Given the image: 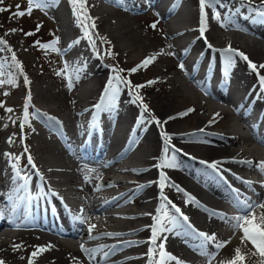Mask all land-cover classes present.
Segmentation results:
<instances>
[{
    "label": "bare ground",
    "instance_id": "bare-ground-1",
    "mask_svg": "<svg viewBox=\"0 0 264 264\" xmlns=\"http://www.w3.org/2000/svg\"><path fill=\"white\" fill-rule=\"evenodd\" d=\"M102 1L131 13L141 7L153 8L156 2L153 9L159 16L160 23L163 24L165 28L164 37L159 39V43L165 46L164 48H166V51L168 50L170 52L172 61L166 65H162L160 69L148 70L147 67L151 66L149 65L144 68V71L148 76L168 72L171 69L181 71L182 74H178L173 80L165 81L164 78L157 80L162 83L161 85L170 82L175 88V93L180 99L177 108L174 111L176 107L174 105L175 100L173 97L169 96L170 92L168 91H166V98L169 97L170 101L168 102L172 103H168L169 107L167 110L164 103L152 105L149 99L143 98V103L148 105L149 113L161 122L167 121V123H164L162 128L157 126L154 121L151 123L138 124L137 120L142 109L139 104L132 103L131 97H128L121 90L119 94L121 99L118 100L117 98V109L115 111L97 112L93 106L99 103L105 85L112 74L108 71V77L106 76L108 68L101 63L99 57L95 56V54L90 61L93 64V70L91 66H85L86 62L81 64L82 62L80 63L71 53V56L65 57L64 55L67 63V72L77 74V70L82 69L79 73L80 78H84L82 81L89 79L92 84L90 87H80V93H78L82 97L81 100L78 99L79 97L76 95L70 94V96H66L65 100L67 101V106H63L65 107L64 109L58 111L52 107L50 110L51 113L49 118L51 119H48L49 121H45L44 123L46 125L48 124V135L52 136L53 134L51 132H53L57 138L44 134L37 124H30V128L35 131L33 134L39 139V142L43 144L41 151L44 150L47 152V155H45L44 158H38L34 152L28 154L27 157L31 155L35 167L25 162V169L23 170V168H21V174L29 178L27 191L34 190L36 187L44 185L48 190L50 199L55 202L59 209L61 208L60 204L55 201L54 196H56L61 203H63L64 200H79V196H84L85 199H82V204L87 206V211L81 218L86 222L81 223L79 221L75 225L76 228L72 234L61 237L60 240H54L50 236V232L32 231L28 226L19 225L17 226V230H14L15 227L13 226L19 221L21 215L47 216L48 211L46 208L40 207L39 205L34 207L32 204L33 202L30 206L27 205L22 196L24 194H29L32 197H36L37 194L35 191L27 193V191L22 188L17 191L18 186L22 185L23 181H14L12 164H9L6 170H3L1 167V164H3L1 157L6 153L8 144V139H3L0 141V213H3V221L0 225V262H2V264H29L31 260L32 264H101L103 261H109L108 264H140L141 258H144L146 255V250L151 247L149 243L152 234L150 226L154 224L153 216L158 214L157 209L160 208L162 204L160 200L159 179L160 173L163 172L168 177L165 184L174 183L179 185L186 193L195 197L198 202L201 201L204 205L203 207L195 205L197 210L203 212L202 214L208 213L213 223L207 224L204 218L202 220H197L198 215L194 210L190 209V205L194 204H186V197L183 193L177 192V195H182V197H178L176 194H172L164 189L163 194L168 200L180 207L181 211L189 217L191 225L198 231L208 234H213L214 232L217 242H225L224 246L220 249L214 246L211 252L212 259H208L205 264H209V261H211V264H227V262L234 259L235 249L238 247L241 248L242 254H248L246 255L247 258L244 264H260L261 259L264 258H261L258 254L256 256L250 255L255 249H253L250 243H247L246 246L245 244H241L242 233L240 231L234 233L229 229V226L221 227V221L223 220L211 215L212 212H221L225 214V217H234L241 213L238 209H235L236 213L233 215V211L230 208H227L225 212L222 209L223 201L213 198L203 191V187L207 191H211L209 184L204 181L203 176L194 177L192 169H203L204 172H212L205 165L199 163V161L222 162L218 165L221 170L220 173L239 185H244L245 181H247L246 178L254 176L253 173H261L259 165L261 162H264V152L259 147L261 145L256 146L251 144L248 138L242 134V131L237 128L239 123H234L232 129L229 130L230 128L228 126L223 127L219 119H221L223 114L232 115L236 113L237 104L240 106L244 103H248L249 106L264 107L262 106L263 104L261 105V101L255 98L258 95H262L264 100L263 94L260 89H251V86H246L243 87L246 88L245 90L238 92V98L240 100H231L230 103V101L227 102L229 99H226V97L222 95H217L216 92L227 90L230 91L232 95L237 94V91H231L227 88L228 76H225V72L227 71V73H229L230 70L225 65V50L228 49L229 46L233 50L244 53L248 58L245 60L238 55H234L233 57L240 66V71L235 64H232L230 67V69H234L233 73L237 76V81L245 82L246 79H254L256 76L259 78L260 75H264V69L259 68V65L264 64V45L261 46L262 43L254 39L248 40L243 37L235 27L232 28V31L227 25L229 21L227 13L241 11L250 6L264 11V4H262L261 0H222V3L226 6L224 7L225 15L220 21L216 19H210L211 21L208 20L207 30L204 33V37H201L199 31V0H191L192 2L189 4L184 3L182 5V0ZM99 3L102 6H98V8L108 14L111 13L110 6H105L100 0ZM88 4L93 3L88 0ZM216 8H219V5H217ZM255 9L252 10L255 11ZM205 11H208L207 8ZM58 12L51 17L54 16L56 19L58 16V18L62 20L65 13ZM168 19L170 20L168 21ZM187 23L193 26L189 29H185ZM221 23H224L226 27H221ZM123 26L127 31V26ZM121 29L123 30V27H121ZM186 32L197 36V38L187 41V39L184 38ZM103 35H100V40L104 44L103 50L107 51V54L110 52L111 55L116 58L117 65L119 67L122 66L125 72L137 67L144 60L139 57L136 58V60L122 63L121 57L131 52L128 53L127 51L130 46L120 48L122 49L120 55H115L116 52L113 51V47L110 48L111 38L107 35ZM126 38L127 37H124V39ZM59 39L58 48L61 47L60 50H63L65 54L69 53L71 50L70 45L73 41H69L62 36L59 37ZM130 39L132 40V37L128 40ZM242 39L246 42L245 44L244 42L238 41ZM195 42L201 44L202 47L201 52L198 54L199 56L195 58L197 55V52H195V56L193 55L192 58L182 62V59L185 57L184 53H186V48L192 46L191 44ZM247 42H249V44H247ZM125 44L123 43V45ZM209 44L211 47L208 46ZM144 46L146 47V44ZM142 52H144V50ZM181 52L183 54L180 55ZM107 54L105 52V55ZM19 60L21 64L24 65L26 60L23 58ZM249 61L257 66L259 75L257 72L250 69ZM181 62L184 64V70H181L179 67ZM199 62L205 65V69L203 71L201 70L200 80L197 77L196 71ZM211 77L213 86L210 89L211 91H209L203 84L207 82V80L209 82ZM194 79L197 81H194ZM83 84L85 85V83ZM197 89L200 92H198ZM99 90V94L94 97ZM55 92L45 91L40 99L47 101L55 100L57 96ZM201 92L204 93L207 98L202 96ZM132 93L134 94V92ZM210 94L215 101L209 99ZM121 100H123V102H121ZM220 101H222L223 104H220ZM124 105L129 109H135V114L131 116V118L122 114L124 113ZM189 109H193L194 111L189 112ZM186 112H193L187 117L188 119L185 120L193 121L190 125L188 124V126L179 124L182 118L179 114ZM112 113H120L121 118L119 123H115L111 127L110 131L112 137L108 141L106 137H109V127L104 121L109 114ZM54 116H56V118ZM94 116L96 120H93ZM145 117L147 119V113H145ZM169 117L176 118L169 119ZM58 125L65 128V132H59V135L57 134V130L61 131V129L58 128ZM210 127H213L217 131L210 130ZM93 128L99 129L107 142L105 148L98 151L94 159L103 160L100 163L99 172L96 174L97 178L95 179L93 177L92 179V186L94 189L86 192L85 184L80 180L81 177L79 173L80 169H84V167L79 164L85 157L82 152H76V145L78 146L80 141L79 138H81L80 136L82 133H87ZM201 129L204 130L202 133L200 132ZM161 131L168 133L172 137L170 143L174 145L175 148L182 150L180 153H177L179 167L176 169H161L155 167V165L159 163V158L162 155L163 141ZM201 135H205V137L208 138L197 140L196 138L199 139ZM252 139L256 141L254 138ZM29 141L31 142L30 136L27 138V142ZM239 142L243 144L246 143V145L236 146ZM133 145L134 147L138 145V148H136L134 154H130L129 148ZM233 146L235 147L232 148ZM15 150L14 153L16 157L22 158L25 154L23 151ZM65 151H68L70 156L64 154ZM185 153L188 155H185ZM171 154L170 152L169 155ZM189 157H194L195 159H190ZM205 158H207V160H205ZM246 162L252 163L249 164ZM143 163H150L152 165L141 166ZM18 164H20L19 161ZM241 169H246L247 173L239 174ZM37 172L39 175H37ZM41 177H43V179H41ZM151 179L154 180L150 182ZM61 185H68V187L61 188ZM109 185L110 187L115 186V189L118 188L120 192H104V190L98 189L99 187L105 188ZM32 186H35V188H30ZM141 186L144 187L141 188ZM69 187H73L72 192L69 191ZM147 187L150 188L149 193L139 197V193ZM152 190H154V193L151 192ZM260 190L264 191V183ZM130 193H133V195L130 196ZM259 193L261 192L259 191ZM9 197H11V199H9ZM121 199V204L115 205L117 201ZM262 204H264V202ZM132 206L134 209L131 208ZM165 207L170 210V206L165 204ZM112 208L116 209L115 212H110ZM137 208L140 210L142 209V211H137ZM205 209H207V211ZM73 212L77 214L75 208H73ZM160 214L162 215V212ZM254 214L257 217L264 215V207L256 208ZM62 224L67 225V221H62ZM90 225L96 226L91 233H89L88 230ZM56 227L57 226L51 227L50 231H54L52 229ZM128 227L131 229L126 230ZM111 229L118 230V232L108 231ZM170 234L171 232L163 233L161 239L157 241V244L163 242L164 250L179 260L183 255L179 256L176 254V246L172 245ZM114 236L121 238L137 237V239L110 244L109 240ZM165 237L166 239H164ZM199 240L201 241V239ZM229 241H231V243H229ZM86 244L89 245L91 249H105V252H109L110 254L107 258H104L103 254L96 255L95 259L85 263L82 261V258H86V255L81 251V246L83 245V247L86 248ZM38 248H43L45 250L38 252ZM187 248L191 251V254L205 256L204 253L200 251L199 246L191 245L187 246ZM120 251L123 252L121 255L119 254ZM224 251H226L227 260L226 263H221L223 257L222 253ZM33 252H38V254L33 257ZM158 253L159 249L157 248L152 258V264H156V262L159 261ZM183 264L188 263L183 262ZM191 264L199 263L191 262Z\"/></svg>",
    "mask_w": 264,
    "mask_h": 264
},
{
    "label": "rangeland",
    "instance_id": "rangeland-1",
    "mask_svg": "<svg viewBox=\"0 0 264 264\" xmlns=\"http://www.w3.org/2000/svg\"><path fill=\"white\" fill-rule=\"evenodd\" d=\"M90 1L93 4H88V0L87 1L85 0V7L87 10L88 16L91 17V20L87 21L88 24L91 25L93 22L95 24L94 29L89 27V31L92 33V39H94L96 41L95 50L93 49L92 46L89 45L88 39L84 36V30L82 29V27L79 26V23H78L76 17L74 16L73 5L69 2V0H45L46 5L48 7L46 6L44 10L33 8L31 15H25L23 17H14L13 13H15L17 11H26L28 9V6H29L28 0H3V3L0 4V8L6 9L5 11L0 12V38L5 40L7 43V47L12 50L11 52L8 51L7 49L0 51V63H4L5 73H6L5 76L3 77V79L7 80V79H9V77H11L12 79L15 80V86H12V85L7 84V83L0 85V105H2V106H0V141L3 139H6V140L8 139L6 153L11 154L12 157H16V154L14 153L15 149H16L15 151L19 150V151L25 152V154L22 156V158L19 159V162L21 160H23V161L28 163L27 155L30 153H33V152L36 154V157H38V158H44V156L47 155L46 154L47 152H45L44 150L41 151V147L43 146V144H41V142H39V139H37L35 137V135L33 134L35 132L34 129L30 128V126H28V125H25L23 129H21V127H20V124L23 120V112H24V106L26 103V97L28 96L29 91L31 93L30 106L28 109L29 113H30L29 124H31V123L37 124L38 126H40V128L42 129L44 134L48 135V133H49V130L47 128L48 124L46 125L44 122L49 121L48 119L50 117V113H51L50 110L52 109V107H53V109L58 110V111H60V109H64L67 106V101L65 100L66 96H70V94L76 95L77 97H79L78 99L81 100L82 97L79 94L80 93V87L81 86H84V87L89 86L90 87L92 84L89 81V79L82 81L84 78H79V80L77 81L75 79L76 74L67 72V66H66L67 63L65 61V57L71 56V54L73 56H75V58L80 63L82 62L81 64L86 62L85 66H91L92 70H93V64L90 61L93 59V55L95 54V56L99 57L101 63L104 64L108 68L107 72H106L107 75L105 74L107 77H108V71L113 76V74L115 75V73L112 71V69H114V68L115 69H123V71L120 72V75L122 77L130 80L132 84L134 83L133 85H145V87H142V88L138 89L137 91H138L139 95H141L143 98L149 99V101L152 105L164 103V105L166 106L165 108L167 110L169 107L168 103H172V102H168V101H170L169 100L170 98L169 97L166 98V91L170 92L169 96L173 97L175 100L174 105L176 107H175L174 111L177 108L178 101L180 99L177 96V94L175 93V88L170 84V82H168V84L161 85L162 83L160 81H157V80L158 79L161 80L163 78L165 81L166 80L167 81L173 80L175 77H177L178 74L179 75L182 74L181 71H178L177 69H176V71L174 69H171L168 72L159 73L157 75L152 74L151 76H148L146 74V72L144 71V68H140L135 73H130L129 71L125 72V70L122 66L119 67L117 65L116 60H115L116 58L112 55L107 54V51L103 50L104 44L100 40V35H103V34L110 37L111 38L110 39V41H111L110 42V48L113 47L112 48L113 51L116 52L115 55H117V54L120 55V53L122 51V49H120V48L130 46L129 47L130 50L128 49L127 51H128V53L130 51L131 52L128 55L121 57L122 63L130 61V60H136V58H139V57H141V59H145L146 57H155L153 62L151 64H149L151 66L148 65L149 66V67H147L148 70L149 69H160L162 67V65H166V64L170 63L172 61L171 60L172 56L170 55V52L168 50L166 51V48H164L165 46L161 45L159 43V39L164 37L165 28H164L163 24L160 23V20L154 16V13H153L154 9L153 8L155 7L156 2L154 3L153 8L146 7L145 12L134 14L133 12L131 13L129 11L119 9L113 5L107 4L104 1L100 0V2L105 4V6H110L111 13L108 14V13L102 11L100 8H98V6H102L99 3V0H90ZM190 2H192V1L191 0H184L183 4L184 3L189 4ZM224 7H226V6H224ZM224 7L219 6V8H217V10L221 13V18L225 15V11H224L225 8ZM207 10L208 11H206V12L208 13V17H209L207 19V22H208V20L211 21L214 18H213V10L210 8H207ZM58 11L60 13L61 12L65 13L62 20H61V18L59 19L58 16L56 19L54 16L51 17L53 14H56V12H58ZM167 18H170V17H167ZM169 20L170 19H168V21ZM153 24H156L155 28L151 27V25H153ZM37 25H40L39 30H37ZM123 25L127 26V28H128L127 31L124 29L125 27ZM192 26L193 25H191L190 23H187V25H185V29H189ZM121 27H123V30L121 29ZM12 29H17V31L13 34V33H11ZM25 32H31V33H34V35H32V38H29V37L25 36V34H24ZM108 32H109V34H108ZM110 35H112V36H110ZM60 36L67 38L69 41L72 40L73 42L71 45H74V42L77 40H79V44H75L74 46H72L70 52L67 54H65V52L63 50H60L61 47L58 48V42L56 43V48L59 51H52V52H51V50L41 49L38 45H35L36 41H39L40 44H49V43L56 42V41L60 40L59 39ZM124 37H127V38L124 39ZM131 37H132V40L131 39L128 40ZM114 38H115V40H114ZM184 38H186L187 41L188 40H195L197 38V36L191 35L190 33L188 34V32H186V34L184 35ZM180 39H182V38H180ZM29 40H31V42ZM187 41H186V43H187ZM238 41H240L242 43L244 42V44L246 43L245 41H243V39L238 40ZM249 42H251V41H249ZM249 42H247V44H249ZM123 43L124 44L126 43V44L123 45ZM259 43H262L261 46L264 45V42H259ZM145 44H146V47L144 46ZM148 44H149V46H148ZM191 45L192 46L186 48V53H184L185 57L182 59V62H184L185 60H188L189 58H192L193 55L195 56V52H197V55L195 56V58H197V56H199L198 54L201 52V49H202L201 44H199L198 42L197 43L195 42ZM0 47H2V46H0ZM143 50H144V52H142ZM13 52L15 53L16 58L19 62H20L19 59H22V58L24 60H26L24 65H22L20 62V64L22 65V68H23V74H21V72L18 69L14 68L12 66L11 56H12ZM105 52L107 55H105ZM150 53H151V55H150ZM181 54H183V53L181 52L180 55ZM64 55H65V57H64ZM146 55H148V56H146ZM235 60L236 59L234 58L233 61L235 63L233 62V65L235 64V66L238 67V69L240 71V68H239L240 66L237 63V60L236 61ZM197 65H198L197 70H196L197 71V77L200 80L201 79V70L203 71L205 69V65H203L201 62H199ZM229 70L230 71L227 74V76H228L227 77V82H228L227 88H229L231 91L232 90L235 92L237 91V94L231 95V97H232L231 100H235V99H233V98H235V95L238 96L239 95L238 92L246 89L243 87H246V86L250 87L251 86L250 87L251 89H260L258 76H256L254 79L248 77L250 79H246V80L244 79L245 82L244 81L239 82L236 79L237 76L234 75V73H233L234 69L229 68ZM24 76L28 77V80L30 81L29 84H25ZM69 78H71L72 84H73L71 89L68 87ZM153 78H154V80H153ZM149 81H152L153 83H151V85H150V84H148ZM194 81H197V80L194 79ZM157 82H158V84H157ZM207 82H208V80H207ZM207 82H205L203 85L206 86ZM83 83H85V85ZM201 86H202V84H201ZM121 90L128 97H131V99L133 100V98L136 94L135 92L133 94L132 92H130V90L128 88H124V87H122ZM45 91L55 92L57 95L56 99L51 100V101L40 99V98H42V95ZM57 91H58V93H57ZM99 92H100V90L94 95V97L96 95H98ZM198 92H200V91L198 90ZM5 93H7V95H5ZM261 93L264 96V92H261ZM201 94H202V96H205L207 98V96L204 95V93L201 92ZM255 98H257L261 101V105L262 104L264 105V100H263L262 95H258ZM120 99H121V96L118 97V100H120ZM209 99L212 101H215V99L212 97L211 94H210ZM45 101H47V102H45ZM121 102H123V100H121ZM136 104H139V102H137ZM220 104H223V102L220 101ZM63 106H65V107H63ZM8 108L13 109V111L12 112L6 111V109H8ZM192 113L193 112L188 113L187 115L181 116L182 118L179 121L180 122L179 124H181V125L183 124L186 126H188V124L190 125V123L193 121L192 120L185 121V120L188 119L187 117L190 116ZM122 114H125L126 116L131 118V116H133L135 114V109H133V108L129 109V108H127V106L124 105V113H122ZM116 115H120V113H118ZM223 115L221 116L222 120L219 119V122L223 125V127L228 126L230 129L229 128H227V129L231 130L234 123H236V124L239 123L237 125V128L242 131V134L248 135V136L251 135L252 130L251 129L248 130L247 128L244 127V125L241 122L238 121L239 119H238L236 113H233V115H230V114H223ZM54 117L56 118V116H54ZM229 123H232V124H229ZM58 128L61 129V131L57 130L58 135H59V132L60 133L65 132L64 127L58 125ZM210 130L217 131L213 127H210ZM51 133L53 134L52 135L53 138H57V136H55V134L53 132H51ZM28 136H30L31 142L30 141L27 142ZM48 136L52 137L51 135H48ZM10 138L12 140V143H9ZM107 138H108L107 140L109 141L110 137H107ZM206 138H208V137H205V135H201L199 137V139L198 138H196V139L201 140V139H206ZM239 143L236 144V146H245L246 145V143H244V144L242 142H239ZM234 147L235 146H233L232 148H234ZM25 148H27V151H25ZM136 148H138V145H137V147H134V145L130 146L129 153L134 154L136 152ZM5 154H3V156L1 155L2 156L1 160H3V164H1V167L3 168V170H6V167H8L9 164L16 163L14 160L9 159ZM64 154L70 156L68 151H65ZM199 160H201V159H199ZM205 160H207V158H205ZM82 161H86V159L84 158L81 160V162ZM101 161H103V160H94V162L97 166L92 170V174L91 175L88 174L85 177L83 175V179L80 178V180H82V182L85 184V189H86L85 191L86 192L94 189L92 186V179H93V177L95 179L97 178L96 174L99 172L98 170L100 169ZM143 165L146 166V165H152V164H150V163L141 164V166H143ZM21 168H23V170H24L25 166H21ZM81 171H82V169H80V172ZM246 173H247L246 169H241V171L239 172V174H246ZM261 173H263V175H264V172L261 171ZM101 176H102V174H101ZM129 179H131V178H129ZM153 180L154 179H151L150 182ZM165 185H166L164 188L165 190H168L172 194H176V196H178V197H180V196L182 197V195H177V191L174 188L168 186L169 185L168 183ZM109 187H110V185L105 187V188L99 187L98 189L104 190V192H109V191H114V189L116 188L115 186H111L110 188ZM149 190H150V188H148V187L143 189L139 193V197L144 196L147 193H149ZM151 192L154 193V190H152ZM132 195H133V193H130V196H132ZM121 202H122V199L117 201V203L115 205H120ZM153 204H155V203H153ZM115 205H113V206H115ZM131 208L134 209L133 206ZM190 209L194 210L195 213L198 215L197 220H202L204 218L201 215L203 212L197 210L195 205H190ZM115 210H116L115 208H112L110 210V212H115ZM123 210H127V209H123ZM138 210L142 211V209L140 210L137 208V211ZM151 213H153V212H151ZM221 222H223L221 224V227L229 226V229L231 231H233L232 227L230 226V224L228 222H226L225 220H223ZM198 223H201V222H198ZM127 229H131V228L128 227ZM108 231H110V230H108ZM236 232H238V231H235L234 233H236ZM134 238L137 239V237H134ZM128 239L129 238H124V239H122V241H124V240L128 241ZM229 243H231V241H229ZM122 253L123 252L120 251L119 254L121 255ZM224 253H225V255H224ZM222 255H223V257L221 259V263H226V260H227L226 251H224L222 253ZM204 257L203 256H201V257H188V256H186L185 260L191 261V262H197ZM234 257L235 256H233V258ZM199 258H201V259H199ZM246 258H247V256L245 255V259ZM196 259H197V261H196ZM173 261L176 264V261L175 260H173ZM203 261H204V259H203ZM141 263L142 262L140 261V264ZM227 264H228V262H227Z\"/></svg>",
    "mask_w": 264,
    "mask_h": 264
},
{
    "label": "snow or ice",
    "instance_id": "snow-or-ice-1",
    "mask_svg": "<svg viewBox=\"0 0 264 264\" xmlns=\"http://www.w3.org/2000/svg\"><path fill=\"white\" fill-rule=\"evenodd\" d=\"M69 2L73 5V14L76 17L79 26L82 27V29L84 30V36L88 39L89 45L93 47V49L95 50V44L96 41L94 39H92V33L89 31V27L91 28H95V24L94 22L89 25L87 23L88 20H91V17L88 16L87 14V10L85 7V0H69ZM262 4H264V0H261ZM3 3V0H0V4ZM28 9L26 11H17L15 13H13L14 17H23L25 15H31V12L33 10V8H37V9H41L44 10L46 7L45 4V0H28ZM219 5L221 7H224L225 5L222 3V0H199V7H200V33H201V37H204V33L207 30V19H208V13L205 11L206 8H211L213 10V18L216 19L217 21L221 20V13L217 10L216 6ZM19 7V6H18ZM6 9L4 8H0V12L5 11ZM257 11V15L264 20V11H259V10H255ZM40 25H37V30H39ZM151 27L155 28L156 24L151 25ZM221 27H226V25L224 23H221ZM17 31V29H12L11 33H15ZM26 36L28 35H34V33H25ZM56 42L53 43H49V44H40L39 41L35 42V45H38L41 49H45V50H51V51H59L56 48ZM75 44H79V40L74 42ZM34 45V46H35ZM74 45H70V47L74 46ZM0 51H3L5 49H7L8 51H12L10 48L7 47V43L5 40H3L2 38H0ZM209 47H211V45H208ZM226 55H225V65L227 68H230L233 64V57L234 55H238L240 56L242 59L247 60V56L242 53L239 52L238 50H233L231 49V47L229 46L228 49L225 50ZM109 55H111V53H108ZM155 59V57H146L140 65H138L137 67H134L132 69L129 70L130 73H135L137 72L140 68H146L149 64H151L153 62V60ZM11 62H12V66L16 69H18L21 74H23V68L22 65L20 64V62L17 60L15 53H12L11 56ZM179 67L181 68V70H184V64L181 62L179 64ZM249 67L252 71L257 72V74L259 75L257 66L252 63L251 61H249ZM259 68L264 69V64L259 65ZM82 71V69H78L77 70V74L75 76V79L78 81L80 76L79 73ZM112 71L115 73V75L110 76L108 82L105 85L104 91L101 94L100 97V101L99 103H97L96 105H94L93 107L95 108V110L97 112L100 111H115L117 109V98L121 92L122 87L124 88H128L130 90V92H135V96L132 100V103H137L139 102V105L142 109V112L140 114V116L138 117L137 123L138 124H145V123H151V122H155V124L159 127H163L164 123H167V121L161 122L159 119H156L154 116L151 115V113H149V109H148V105L143 103V97L141 95H139L138 93V89L145 87V85H133L131 83L130 80L122 77L120 75V72L123 71V69H112ZM5 66L4 63H0V85H3L5 83L10 84L12 86H15V80L12 79L11 77H9V79L5 80L3 79V77L5 76ZM59 74V73H58ZM227 71L225 72V76H227ZM24 81L25 84H29L30 81L28 80L27 76H24ZM153 83L152 81H149L148 84ZM259 84H260V90L261 92H264V75H260L259 76ZM73 86L72 84V80L71 78H69V83H68V87L71 89ZM5 95H7V93H5ZM30 100H31V93L29 91L28 96L26 97V103L24 106V112H23V120L20 124L21 129L24 128L25 125L30 126L29 124V120H30V113H29V106H30ZM2 106V105H0ZM6 111L8 112H12L13 109L8 108L6 109ZM190 111H194L193 109H189ZM145 113L148 114L147 120L145 117ZM188 113H183V114H179L180 116L183 115H187ZM176 117H169V119H175ZM51 119V118H49ZM93 120H96V117H93ZM211 123V122H210ZM95 126V125H93ZM204 130L201 129L200 132L202 133ZM161 137H162V141H163V145H162V155L159 158V163L157 165H155V167L157 168H169V169H176L179 167V162L177 159V153H180L182 150L175 148L174 145H172L170 143L172 137L164 132L161 131ZM9 143H12L11 138L9 139ZM25 151H27V148H25ZM172 153L171 155H169V153ZM9 159L15 160L17 163H13L12 164V169L14 172V181L15 180H22L23 184L19 185L17 188V191L22 188L25 191H27L28 189V185H29V178L27 176H24L21 174V170L18 166V161L20 159V157H12L11 154L6 153L5 154ZM185 155H188L187 153H185ZM190 159H195L194 157H189ZM28 160V164L32 165L33 167H35V164L33 162V159L31 157V155H29L27 157ZM199 163H201L202 165H205L208 169H210L213 173H217L220 174V168L218 167L219 164H221L222 162L219 161H214V162H207V161H199ZM251 164L252 162H246ZM260 170L262 172H264V162H261L260 165ZM37 175H39V173L37 172ZM41 179H43V177H41ZM168 180V177L161 172L160 173V179H159V188H160V199L162 201V204L160 206V208L157 209V215L153 216V220H154V224L151 225V238H150V245L151 247H149L148 253L147 255L150 258V264H151V258L153 257V253L156 252L157 248L159 249V261L156 262V264H165L166 261H172L175 260L176 264H183L182 261L178 260L176 257L170 255L169 253H167L164 250V243L161 242L160 244H157V241L161 239L162 234L165 232H173L175 230L181 229L185 226H187L189 229H192L193 232L196 233V235L201 239V246L202 248L210 245V244H215V247L217 249H220L221 247L224 246L225 242L220 241L217 242L216 240V235L213 234H208L205 232H200L198 230H196L191 223L189 222V217L187 215H185L180 207H178L177 205H175L174 203H172L170 200H168V198L163 194L164 193V188H165V182ZM249 183L250 182H246ZM170 187L174 188L177 192H181L184 194V196L186 197L185 203H191L194 205H198L203 207L202 205H199V202L196 200L195 197H192L190 194L186 193L184 191V189H182L179 185H176L174 183H169ZM144 186H141V188ZM237 192V195L235 197V201H236V207L238 209V211L241 213L237 216L234 217H225V214L221 213V212H212L211 215L216 216L218 218H220L221 220H226V222H228L230 224V226L232 227L233 231H240L242 233V237H241V244H246L250 243L253 247V249H255V251L251 252L250 255L251 256H256L257 254L261 257L264 258V215L257 217L254 212L255 209L257 207H264V204H256V203H252L250 200L248 199H243L241 200L238 190H235ZM29 199V201L33 200V199H39L40 197H32L31 195H29L27 197ZM9 199H11V197H9ZM165 204L170 206V210L169 208L165 207ZM207 211V209H205ZM162 212V215L160 214ZM3 217V213H0V218ZM77 220H79L81 223H85L86 221L83 220L81 217H76ZM95 225H90L89 226V233L92 232V230L95 228ZM109 235H113V234H109ZM118 235V234H115ZM166 239V237L164 238ZM45 249L43 248H38V252H42ZM81 251L85 253L86 256H88L90 259H94L95 256L97 255L98 251H102V250H97V249H87L84 248L83 245L81 246ZM38 252H33L32 256L35 257ZM104 258H107L109 256V252H103L102 253ZM245 255L248 254H242L241 252V248H236L235 249V257L234 259H232L231 261L228 262V264H244L245 261ZM0 264H2V262H0ZM29 264H32V261H29ZM209 264H211V261H209ZM260 264H264V259H261Z\"/></svg>",
    "mask_w": 264,
    "mask_h": 264
},
{
    "label": "trees",
    "instance_id": "trees-1",
    "mask_svg": "<svg viewBox=\"0 0 264 264\" xmlns=\"http://www.w3.org/2000/svg\"><path fill=\"white\" fill-rule=\"evenodd\" d=\"M25 33H30V32H25ZM24 33V34H25ZM26 36V35H25ZM26 37H29V38H32V35H28V36H26ZM28 39V38H27ZM30 42H31V40H29ZM33 42V41H32Z\"/></svg>",
    "mask_w": 264,
    "mask_h": 264
}]
</instances>
